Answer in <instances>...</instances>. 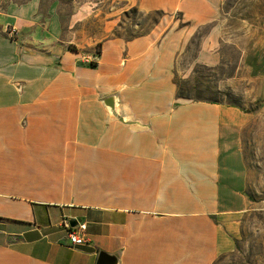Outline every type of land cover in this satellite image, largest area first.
I'll return each mask as SVG.
<instances>
[{
    "label": "crops",
    "instance_id": "obj_1",
    "mask_svg": "<svg viewBox=\"0 0 264 264\" xmlns=\"http://www.w3.org/2000/svg\"><path fill=\"white\" fill-rule=\"evenodd\" d=\"M60 1L0 0V264L234 254L259 113L188 99L177 76L194 43L190 63H221L226 0H71L66 21ZM72 220L84 244L69 242Z\"/></svg>",
    "mask_w": 264,
    "mask_h": 264
},
{
    "label": "rangeland",
    "instance_id": "obj_2",
    "mask_svg": "<svg viewBox=\"0 0 264 264\" xmlns=\"http://www.w3.org/2000/svg\"><path fill=\"white\" fill-rule=\"evenodd\" d=\"M70 1H60L65 21L75 11ZM88 26L92 25L70 29H75L77 35L73 36L78 37L81 30L88 33ZM63 27L69 29V25ZM218 28L224 39L220 44L221 63L213 71L190 63L197 45L194 43L188 55L177 63V76L182 73L187 77H178V93L188 99L221 101L259 113L243 139L252 209L242 222L239 250L216 264H261L264 261V0H226Z\"/></svg>",
    "mask_w": 264,
    "mask_h": 264
},
{
    "label": "built area",
    "instance_id": "obj_3",
    "mask_svg": "<svg viewBox=\"0 0 264 264\" xmlns=\"http://www.w3.org/2000/svg\"><path fill=\"white\" fill-rule=\"evenodd\" d=\"M83 59L85 62H89V63H93L96 60V58L92 55H87ZM66 223H67V227L69 228L67 235H68L69 242L71 244L80 245V244H84L85 242H87L86 236L83 233L78 231V229L83 230L85 228L84 224L79 223L77 221L76 225L71 226L69 222H66Z\"/></svg>",
    "mask_w": 264,
    "mask_h": 264
},
{
    "label": "water",
    "instance_id": "obj_4",
    "mask_svg": "<svg viewBox=\"0 0 264 264\" xmlns=\"http://www.w3.org/2000/svg\"><path fill=\"white\" fill-rule=\"evenodd\" d=\"M114 98H115L114 96L108 97L105 99L106 100L105 102L108 105L112 106ZM75 224H76L75 220H72L70 222L71 226H74ZM115 261H116L115 256L109 255V254L101 251L98 255L97 264H115Z\"/></svg>",
    "mask_w": 264,
    "mask_h": 264
},
{
    "label": "trees",
    "instance_id": "obj_5",
    "mask_svg": "<svg viewBox=\"0 0 264 264\" xmlns=\"http://www.w3.org/2000/svg\"><path fill=\"white\" fill-rule=\"evenodd\" d=\"M249 199L252 200V197L249 196Z\"/></svg>",
    "mask_w": 264,
    "mask_h": 264
}]
</instances>
